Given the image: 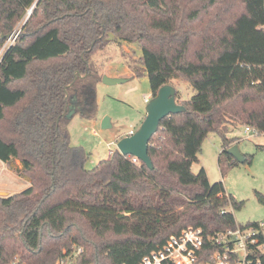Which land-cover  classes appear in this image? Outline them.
Instances as JSON below:
<instances>
[{
	"label": "trees",
	"instance_id": "1",
	"mask_svg": "<svg viewBox=\"0 0 264 264\" xmlns=\"http://www.w3.org/2000/svg\"><path fill=\"white\" fill-rule=\"evenodd\" d=\"M34 2L0 55V160H18L29 180L0 195V264H138L183 228L235 229L227 206L241 202L191 166L209 132L229 165L231 126L264 133V0H0V50ZM113 42L140 48L131 68L152 96L173 80L191 89H176L185 110L149 141L152 169L117 149L87 169L71 143L67 114L94 116L93 56Z\"/></svg>",
	"mask_w": 264,
	"mask_h": 264
},
{
	"label": "rangeland",
	"instance_id": "2",
	"mask_svg": "<svg viewBox=\"0 0 264 264\" xmlns=\"http://www.w3.org/2000/svg\"><path fill=\"white\" fill-rule=\"evenodd\" d=\"M25 17L16 25V31ZM12 42L6 40L0 55ZM139 57L141 50L137 44L125 42L110 43L93 56L103 75L120 74L127 80L110 85L99 81L94 91V116L90 118L74 113L70 119L68 130L71 143L84 150V166L87 169L108 158V146L116 148V139L131 129L136 131L145 117L147 103L144 102V96L151 95L149 80L144 71L135 75L131 68L138 64ZM172 84L181 91L184 99L189 98L191 89L187 83L173 80ZM106 116L110 118L111 127L102 129L101 121ZM92 130L98 134L95 135ZM228 136L237 137L238 150L244 156V162L229 165L224 156L219 162L221 138L209 132L202 141L198 161L192 164L191 170L197 173L203 167L210 181L222 180L227 194L241 202L235 210L227 206L228 210H233L237 225L245 226L253 222L264 225V133L249 135L244 131V126H239L232 127ZM245 155L252 156L251 162L245 163ZM19 168L21 165L18 160L8 163L0 160V192L12 194L29 185L28 178L19 173ZM261 229L264 232V226Z\"/></svg>",
	"mask_w": 264,
	"mask_h": 264
},
{
	"label": "built area",
	"instance_id": "3",
	"mask_svg": "<svg viewBox=\"0 0 264 264\" xmlns=\"http://www.w3.org/2000/svg\"><path fill=\"white\" fill-rule=\"evenodd\" d=\"M15 31L13 37L8 40L14 41L17 33ZM149 100L150 97H144L145 103ZM244 131L249 135L258 134L249 126H244ZM92 133L98 134L95 130H92ZM133 133L134 130L131 129L124 136ZM108 147V157H110L117 148L112 149L111 145ZM131 160L134 163L139 161L134 156ZM263 226L259 223L257 227L237 225L235 229L207 238L200 228H183L170 236L157 249L144 255L138 264H264L261 258L250 257L256 250L264 253V232L261 229ZM206 240L213 241L221 246V249L210 252V248L205 246ZM9 264H19L18 257L14 256Z\"/></svg>",
	"mask_w": 264,
	"mask_h": 264
},
{
	"label": "water",
	"instance_id": "4",
	"mask_svg": "<svg viewBox=\"0 0 264 264\" xmlns=\"http://www.w3.org/2000/svg\"><path fill=\"white\" fill-rule=\"evenodd\" d=\"M36 2L27 10V15L22 25L29 18L32 9ZM16 32V31H15ZM19 34L17 31L16 37ZM14 31L7 35H1L2 38L6 37L10 39L13 37ZM104 84H116L125 82L127 79L122 77H111L103 75L101 78ZM185 108L177 103L176 100V88L172 84H164L157 90L154 96H151L150 100L145 106V117L142 120L140 126L133 134L123 136L117 140V150L127 156H134L141 162H143L149 169L153 168L151 159L148 155V145L151 137L157 132L160 121L170 115L179 112H183ZM74 114V110L68 112L67 117H71ZM111 127L110 118L104 117L101 121V128L107 129ZM226 152L233 157L237 162H244V156L238 150L237 144H232L226 150ZM6 192H0V195H4Z\"/></svg>",
	"mask_w": 264,
	"mask_h": 264
},
{
	"label": "crops",
	"instance_id": "5",
	"mask_svg": "<svg viewBox=\"0 0 264 264\" xmlns=\"http://www.w3.org/2000/svg\"><path fill=\"white\" fill-rule=\"evenodd\" d=\"M108 76H113V77H120V76H122V75H120V74H109ZM144 97H147V96H144ZM148 97H150L151 98V95H148ZM233 126H231V128H232ZM231 130V129H230ZM234 144H237V141L234 143ZM210 181V180H209ZM210 182H212V181H210ZM226 192V191H225ZM227 193V192H226ZM7 194V193H6ZM10 194V193H9Z\"/></svg>",
	"mask_w": 264,
	"mask_h": 264
}]
</instances>
